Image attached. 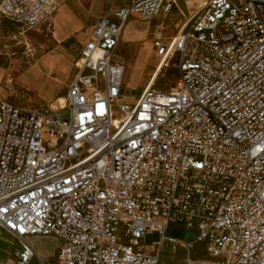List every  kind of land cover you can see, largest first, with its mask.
Wrapping results in <instances>:
<instances>
[{
  "label": "built area",
  "instance_id": "1",
  "mask_svg": "<svg viewBox=\"0 0 264 264\" xmlns=\"http://www.w3.org/2000/svg\"><path fill=\"white\" fill-rule=\"evenodd\" d=\"M67 1L1 0L0 15L51 32ZM174 10L189 19L154 48L178 81L123 102L126 25ZM20 97L0 100V228L18 264H45L31 237L59 241L51 264H159L166 241L186 264H264V0H135L97 20L64 102Z\"/></svg>",
  "mask_w": 264,
  "mask_h": 264
},
{
  "label": "rangeland",
  "instance_id": "2",
  "mask_svg": "<svg viewBox=\"0 0 264 264\" xmlns=\"http://www.w3.org/2000/svg\"><path fill=\"white\" fill-rule=\"evenodd\" d=\"M134 1L70 0L67 12H63L61 6L56 13L55 28L51 32L46 31L44 25L28 31L10 23L13 37L17 39L3 42L8 47L0 53V95L5 101L22 104L20 95L24 93L28 105L35 108L56 104L58 99L63 101L67 86L76 73L82 43L92 26L101 16L112 15ZM189 17L188 13L182 17L174 10L164 26L162 15L150 22L130 19L115 57L126 66L123 102L135 104L149 86L162 91H170L175 86L178 69L173 63L160 69L161 58L154 48V41L160 37L170 40ZM129 30L136 35L129 37ZM69 117V111L62 115L64 120ZM17 249L22 250L21 244ZM166 249L170 251L171 245ZM192 258L206 259V245L199 244Z\"/></svg>",
  "mask_w": 264,
  "mask_h": 264
},
{
  "label": "crops",
  "instance_id": "3",
  "mask_svg": "<svg viewBox=\"0 0 264 264\" xmlns=\"http://www.w3.org/2000/svg\"><path fill=\"white\" fill-rule=\"evenodd\" d=\"M68 1H70V0H68ZM0 2H1V0H0ZM67 2H65L61 5L62 9L64 10L63 12H67V9L69 8ZM55 18L53 20V29L55 28ZM96 22H95V24H96ZM142 22H147V21H142ZM10 23H12V22H10L9 20L5 19L4 17H2L0 15V53L5 51V49L8 47L7 45L6 46L3 45L4 40H9V39L12 40L15 38L17 39V37H13L14 32L11 28ZM94 25L92 26L90 34L85 39L84 43L90 37ZM125 29H126V27H125ZM127 32H129V37L136 35L134 32H132V30H129ZM122 41H123V38H122ZM84 43H82V45ZM67 90H68V86H67ZM181 227L182 226H172L170 228V231H169V233L171 235L170 234L169 235L171 237H176L179 239H189L195 235V231L187 230V229H184L183 227L182 228ZM157 240H158L157 235L147 236L146 250L149 253H154L158 250L156 245L152 244L154 241H157ZM29 241L32 243L37 254L41 257L43 262L45 264H51V262L54 260L55 256L57 255V253L59 251V248H60L59 241L53 237H47V238L31 237V238H29ZM55 241H58V242H55ZM18 244H20V243L17 241V239L12 237L4 229L0 228V264H18V260H17L16 254H15L17 251H19L17 249ZM168 245H171L170 251H167V249H166V246H168ZM186 259H187V252L184 249L182 244L179 245L177 250H174L173 243L168 242V241L164 242L163 247H162L161 252H160V263L159 264H186ZM32 264H40L38 258H35L33 260Z\"/></svg>",
  "mask_w": 264,
  "mask_h": 264
},
{
  "label": "bare ground",
  "instance_id": "4",
  "mask_svg": "<svg viewBox=\"0 0 264 264\" xmlns=\"http://www.w3.org/2000/svg\"><path fill=\"white\" fill-rule=\"evenodd\" d=\"M160 69H161V68H160ZM0 100H4L3 97H2L1 95H0ZM62 102H64V100H63Z\"/></svg>",
  "mask_w": 264,
  "mask_h": 264
},
{
  "label": "trees",
  "instance_id": "5",
  "mask_svg": "<svg viewBox=\"0 0 264 264\" xmlns=\"http://www.w3.org/2000/svg\"><path fill=\"white\" fill-rule=\"evenodd\" d=\"M141 94H142V92H141ZM141 94H140V95H141Z\"/></svg>",
  "mask_w": 264,
  "mask_h": 264
}]
</instances>
